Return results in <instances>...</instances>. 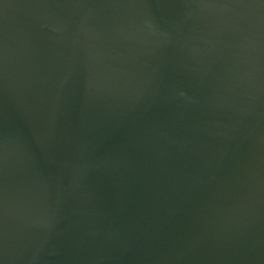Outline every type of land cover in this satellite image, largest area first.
<instances>
[{"label": "water", "instance_id": "1", "mask_svg": "<svg viewBox=\"0 0 264 264\" xmlns=\"http://www.w3.org/2000/svg\"><path fill=\"white\" fill-rule=\"evenodd\" d=\"M0 264H264V0H0Z\"/></svg>", "mask_w": 264, "mask_h": 264}]
</instances>
